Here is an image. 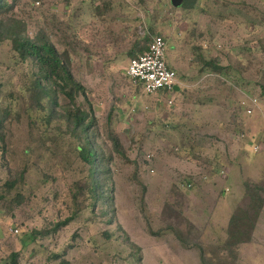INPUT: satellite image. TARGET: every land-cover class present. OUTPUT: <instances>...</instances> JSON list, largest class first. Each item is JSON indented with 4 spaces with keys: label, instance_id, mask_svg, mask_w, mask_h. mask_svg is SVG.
Segmentation results:
<instances>
[{
    "label": "rangeland",
    "instance_id": "rangeland-1",
    "mask_svg": "<svg viewBox=\"0 0 264 264\" xmlns=\"http://www.w3.org/2000/svg\"><path fill=\"white\" fill-rule=\"evenodd\" d=\"M9 1L0 19L50 41L85 87L75 102L95 117L90 139L113 191L107 213L92 207L67 99L50 93L38 106L37 67L1 39L0 185H15L0 201V259L19 251L20 264H264V0ZM154 34L177 76L167 95L124 73ZM251 202L257 218L234 244L229 221L239 210L254 217Z\"/></svg>",
    "mask_w": 264,
    "mask_h": 264
},
{
    "label": "trees",
    "instance_id": "trees-1",
    "mask_svg": "<svg viewBox=\"0 0 264 264\" xmlns=\"http://www.w3.org/2000/svg\"><path fill=\"white\" fill-rule=\"evenodd\" d=\"M10 2L9 0H0V11L8 9ZM189 4H191L190 0H184L182 6H188ZM0 18L3 17L0 16ZM10 21L11 24H8L0 19V40L9 39L12 53L21 61H25L26 59L32 60L37 67L34 73L35 77L31 81V92L32 96L36 98L38 106L41 105L42 99L46 96L48 97L50 93L61 94L67 99L68 106L64 107L66 111L65 119L71 132L74 133L73 135L80 139L79 144L76 146L79 158L88 165V180L85 182L84 188L90 192L92 207L100 205L102 207L101 213L105 214L112 205V195L110 193L113 190L107 185V180L109 179V170L105 168L107 167V163L104 162L102 156H99V152L90 139V131L94 125L95 117L89 118V113L86 110L82 111L83 109L75 102L78 95H86L85 87L75 79L68 65L50 41L47 39L34 40L24 36L17 31L18 21L15 19H10ZM167 65L172 68L169 64ZM210 66L218 71L222 69L217 63ZM136 85L141 88L139 84ZM174 92L176 90H173L171 93ZM160 93L167 95L164 92ZM49 99L53 106L57 105L54 96ZM113 143L116 148L119 147L117 139L113 140ZM14 185V181H6L3 185H0V201L5 198L7 190L13 188ZM6 186L8 187L6 188ZM253 192L251 191V194H249L251 198L254 195ZM249 208L251 210L252 208L254 209V203L251 202ZM259 209L260 207L252 210L254 217L251 218L248 212L244 210H239L240 212L231 217L229 221L232 225L230 239H232L234 244L243 242L240 234L246 226L250 228L253 226ZM73 217V215L66 217L64 220L56 223L50 231L38 229L29 231L22 238V243L27 244L34 242L38 237H47L51 232L57 231L60 227L69 224L74 219ZM246 220L250 221L249 224ZM58 256L59 254H55L54 258ZM0 264H20V252L11 251L4 259H0Z\"/></svg>",
    "mask_w": 264,
    "mask_h": 264
},
{
    "label": "built area",
    "instance_id": "built-area-1",
    "mask_svg": "<svg viewBox=\"0 0 264 264\" xmlns=\"http://www.w3.org/2000/svg\"><path fill=\"white\" fill-rule=\"evenodd\" d=\"M165 50L164 36L154 34L150 37L145 50L130 58L125 68L129 80L135 85L139 84L146 93L170 94L175 90V86H178L175 70L167 65ZM245 111L250 114L252 109L247 108Z\"/></svg>",
    "mask_w": 264,
    "mask_h": 264
},
{
    "label": "water",
    "instance_id": "water-1",
    "mask_svg": "<svg viewBox=\"0 0 264 264\" xmlns=\"http://www.w3.org/2000/svg\"><path fill=\"white\" fill-rule=\"evenodd\" d=\"M183 1L184 0H170L172 6H174L175 8L181 7L183 4ZM177 89H178V86H175V90H177Z\"/></svg>",
    "mask_w": 264,
    "mask_h": 264
},
{
    "label": "crops",
    "instance_id": "crops-1",
    "mask_svg": "<svg viewBox=\"0 0 264 264\" xmlns=\"http://www.w3.org/2000/svg\"><path fill=\"white\" fill-rule=\"evenodd\" d=\"M144 50H145V49H144ZM144 50H143V51H144ZM143 51H141V53H142ZM139 54H140V53H139ZM124 73H125V70H124ZM177 90H178V89H177ZM177 90H176V91H177ZM214 119L217 120L215 117H214ZM201 122H203V120H201ZM216 123H217V122L214 121V124H216ZM214 126H215V125H213V128H214ZM218 128H220L219 125H217L215 129H218Z\"/></svg>",
    "mask_w": 264,
    "mask_h": 264
}]
</instances>
